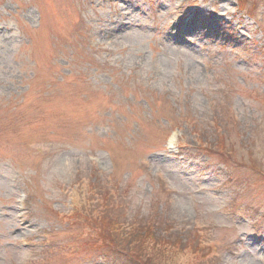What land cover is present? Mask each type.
Segmentation results:
<instances>
[{"label":"rangeland","instance_id":"1","mask_svg":"<svg viewBox=\"0 0 264 264\" xmlns=\"http://www.w3.org/2000/svg\"><path fill=\"white\" fill-rule=\"evenodd\" d=\"M254 1L249 17L235 0H0V264H126L54 211L106 187L112 215L202 228L213 264H264Z\"/></svg>","mask_w":264,"mask_h":264},{"label":"trees","instance_id":"2","mask_svg":"<svg viewBox=\"0 0 264 264\" xmlns=\"http://www.w3.org/2000/svg\"><path fill=\"white\" fill-rule=\"evenodd\" d=\"M246 1L239 0L241 7L245 6ZM233 117L236 119V116ZM218 151L223 155V159H228V151L224 145ZM251 168L257 173L262 172L254 163ZM98 194L92 192L87 196L83 206L72 209L67 214H59L70 224L79 227L78 233L87 249L112 250L123 256L127 264H148L146 253L151 258L161 255L160 263L171 264V258L186 252L191 253V259L182 264L215 262L216 248L206 241L205 233L200 229L170 228L165 218L146 224L143 221H138L136 224L127 222L120 215L111 214L115 212L119 202L115 190L106 187Z\"/></svg>","mask_w":264,"mask_h":264}]
</instances>
